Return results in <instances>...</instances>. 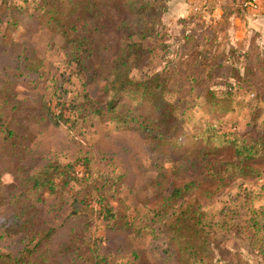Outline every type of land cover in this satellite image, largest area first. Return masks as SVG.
<instances>
[{"label": "trees", "instance_id": "1", "mask_svg": "<svg viewBox=\"0 0 264 264\" xmlns=\"http://www.w3.org/2000/svg\"><path fill=\"white\" fill-rule=\"evenodd\" d=\"M32 2L40 11L38 22L41 26L54 33H67L65 44L68 48V61L75 64L72 72L78 74L87 70V78L90 79L88 83L102 82L99 99L86 92L81 97L73 96L64 108L69 110L68 116L64 115L62 108L57 112L46 105L36 116L38 121L61 126V123L71 120L73 126L77 122L86 121L88 117H96L102 122L111 121L119 126L128 124L144 139V146L152 149L171 138L179 149L178 153L182 152L179 158L184 160L183 163L175 164L172 171L174 174L181 169H192L221 187L233 179L263 175L264 170L252 161L264 158V127L242 137L237 132H220L216 125L209 123L211 120L216 121L220 115L232 114L235 96L232 89H250L253 78L258 75L257 71H264V60L257 44L251 43L246 51L236 54L240 69L227 65L230 68L225 73L216 71L214 77L223 78V90L212 88L207 83L203 85L205 81L201 79L205 77L193 78L190 74L196 84L189 89L190 92L182 91V94L176 83L178 79L170 84L177 72L173 60H168L158 68L155 61L159 52L162 54L158 63L169 52L168 45L163 42L161 30L162 14L167 8L166 0ZM8 7L20 10L15 2H11ZM16 21L13 17L7 19V28L3 31L0 26L1 39L8 38ZM2 23L0 20V25ZM65 26H68L69 32ZM184 38H188L184 44L192 40L188 35ZM196 45L195 43L193 46ZM196 51L205 61L212 56V49ZM215 68L227 67L226 64H218ZM212 71L213 69L208 68L204 76L212 77ZM254 90L253 99L256 100L253 104L250 103L255 107L253 117L259 113L261 105L264 108V90ZM124 96L133 99L140 97L141 103L149 106L148 110L138 112L128 101L120 103V98ZM25 101L10 84H0V154L4 159L14 156L22 146V141L31 135L25 129L27 120L17 112L18 106L24 105ZM64 104L57 98L56 106ZM197 106L208 109L213 116L206 120L207 123L186 132V123L192 121L195 125L198 121L193 115ZM228 119H233V116ZM21 128L23 131H20ZM223 152L227 155L219 156ZM75 164L84 169L80 176L72 174ZM93 167L91 158L79 156L66 164L56 159H47L39 168L30 167L26 173L16 174V179L22 182L23 197L30 192L35 193L37 202H43L41 198L44 195L60 199L59 210L68 206L66 218L73 217L79 221L69 229L66 244L61 243L53 251L49 245L57 234L58 226L41 218L40 211L36 208L33 212H28L30 204L19 211L12 210V215L7 220L10 224L5 225L3 234L19 237L21 244L16 250L0 251V264H23L25 260L29 263L30 259L34 262L29 264H35L44 257L48 258L45 260L50 261V264H77L80 261L87 264H132L122 262L115 258L114 253L106 251L99 235L93 237L99 220L110 230L118 224L121 229L136 233L145 228L146 224L155 223L157 228L154 227L151 231L170 237L173 243L162 251L166 254V259L172 260L171 264H216L215 256L221 251L220 244L224 243L222 238L229 232H233L234 236L248 246L260 264H264L263 213L247 206V202L237 211L222 208L216 216L213 212L203 211L197 203H190L183 208L185 196L201 183L195 178L181 182L168 181L165 176L167 173H163L161 179L153 181L157 193L162 194L159 202L151 205L145 212V225L134 224L136 216H132L130 220L118 215L114 208L116 205L104 196L106 192H117L123 177L110 176L105 172L94 177ZM92 200H95L96 206L91 204ZM87 206L94 209V215L89 213L90 209L87 210L88 215L87 212H82ZM63 224L64 221L60 225ZM137 256V251L132 253V257Z\"/></svg>", "mask_w": 264, "mask_h": 264}, {"label": "rangeland", "instance_id": "2", "mask_svg": "<svg viewBox=\"0 0 264 264\" xmlns=\"http://www.w3.org/2000/svg\"><path fill=\"white\" fill-rule=\"evenodd\" d=\"M123 1L125 0H121ZM11 2L18 4L20 10L7 8ZM165 4L167 8L162 14L161 30L163 42L168 45L169 52L158 63L162 54L159 52L160 55L155 61L158 68L164 66L168 60H173L177 72L170 84L178 79L176 83L181 88L180 92L189 91L196 84L190 74L193 78L205 77L201 79L205 81L203 85L207 83L212 88L223 90V78L214 77V74L216 71L225 73L230 68L228 66H237L240 69L236 54L246 51L251 43L258 45L264 60V0H166ZM39 13L32 0H0V20L3 21L0 25L1 31L7 28V19L13 17L17 20L8 38L0 37V84H10L17 90L20 98L26 99L24 105L18 106L17 112L27 120L25 129L27 134H31L22 141V146L14 156L4 159L0 154V251H13L21 244L19 237L3 234V228L10 224L7 220L11 217L12 210L19 211L28 204V212H33L36 208L40 211L41 218L58 226L57 234L49 245L53 251L61 243H65L69 229L78 224L79 220L66 218L68 206L65 205L59 210L60 199L44 195L41 198L44 201L37 202L35 193L29 192L26 197L22 196V182L16 179V174L26 173L30 167L39 168L47 159H56L66 164L75 161L79 156H87L93 161L94 177L104 174L103 172L110 176H122L118 191L106 192L104 196L116 205L114 208L118 215L130 220L132 216H136L134 224L145 225V212L151 205L159 202L162 194L157 193L153 181L161 179L163 173H167L165 176L168 181L181 182L195 178L201 183L185 196L183 208L190 203H197L203 211L213 212L216 216L222 208L237 211L247 202L250 208L261 211L264 218V173L260 177L233 179L221 187L192 169H181L174 174L172 171L175 164L183 163L184 160L179 158L182 152L178 153L179 149L171 138L152 149L144 146V139L128 124L119 126L111 121L102 122L96 117H88L86 121L77 122L73 126L71 120L61 123V126L38 121L36 116L46 105L57 112L62 108L64 115L68 116L69 110L64 108L73 96L81 97L86 92L99 99L102 86V82L88 83L90 79L87 78V70L78 74L72 72L75 64L68 61V48L65 44L67 33H54L41 26L38 22ZM67 27L65 26L66 31L69 32ZM185 35L192 39L187 44H184L188 39L184 38ZM159 38L158 36L157 39ZM195 43L197 45L193 46ZM206 49H212V56L208 61L196 51L204 52ZM205 64L208 66L205 67ZM218 64H226L227 68L216 69ZM208 68L213 69L212 77L204 76ZM257 74L250 89H232L235 93L232 114L220 115L216 121L209 122L216 125L220 132H237L244 137L263 129V105L253 117L255 107L250 104L256 100L253 99L254 89L259 92L264 90V71H257ZM57 98L65 104L56 106ZM123 101L135 106L138 112L149 108L141 103L140 97L133 99L124 96L119 102ZM193 115L198 121L195 125L192 121L186 123V132L207 123L206 120L213 116L203 106L195 107ZM230 116L233 119H228ZM22 128L20 131H23ZM226 155L223 152L219 156ZM252 163L264 170V158ZM72 170V174L80 176L84 169L75 164ZM99 171L102 173H98ZM91 204L97 205L95 200ZM90 208L87 206L82 212H87ZM89 213L94 215V209H90ZM138 220L141 222L138 223ZM62 221L64 224L60 225ZM98 224L93 237L99 235L102 238V247L114 253L115 258L122 262L171 264L172 260L166 259V254L162 251L173 243L170 237L151 231L152 228H157L155 223L146 224L138 233L121 229L118 224L110 230L101 220ZM222 239L224 243L220 244L221 251L215 256L216 264H260L259 259L233 232L227 233ZM136 251L138 256L132 257V253ZM45 259L48 258L37 260L35 264H50ZM32 261L34 262L30 259L29 263ZM29 263L25 260L23 264ZM77 264L87 262L80 261Z\"/></svg>", "mask_w": 264, "mask_h": 264}]
</instances>
